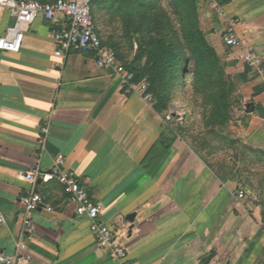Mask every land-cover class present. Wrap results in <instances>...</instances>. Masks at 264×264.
I'll return each instance as SVG.
<instances>
[{
  "label": "crops",
  "instance_id": "obj_1",
  "mask_svg": "<svg viewBox=\"0 0 264 264\" xmlns=\"http://www.w3.org/2000/svg\"><path fill=\"white\" fill-rule=\"evenodd\" d=\"M197 5L208 40L229 54L242 96L237 138L264 150V80L240 60L242 47L223 41L234 25L264 60V0ZM14 23L0 7V38ZM97 27L107 46L109 19ZM55 51L42 17L19 52L0 49V251L12 255L20 247L32 255L29 264H121L99 246L90 220L77 215L58 183L37 185L41 209L28 213L22 205L31 187L23 174L49 170L64 154L66 168L99 203L101 220L119 232L135 264H201L206 257L209 264H264L256 203L238 198L236 184L183 139L170 140L155 101L127 92L123 78L99 66L95 54L73 50L61 59Z\"/></svg>",
  "mask_w": 264,
  "mask_h": 264
},
{
  "label": "built area",
  "instance_id": "obj_2",
  "mask_svg": "<svg viewBox=\"0 0 264 264\" xmlns=\"http://www.w3.org/2000/svg\"><path fill=\"white\" fill-rule=\"evenodd\" d=\"M94 1L0 0V7L11 11L15 18L14 25L9 27L0 38V49L19 52L31 25L38 17H42L50 25L56 44L55 55L57 57L65 59L73 50L95 54L99 66L123 78L127 92H136L148 100H152V96L148 93L149 84L135 81L134 73L124 66L118 58L117 52L103 43L93 14ZM20 23H24L25 26H19ZM223 41L228 47H242L244 52L240 60L256 70L264 80L263 57L249 38L237 32L235 26L231 25L224 31ZM167 119H171V115H168ZM23 178L31 185L21 197V203L28 213L45 206L43 196L36 190L37 185L39 183H58L64 192L76 202L77 215L90 220V229L99 246L110 250L113 258L121 264H135L130 258L119 232L101 220L102 209L99 203L93 199L87 187L80 182L76 174L66 168L64 154H59L55 158L53 166L49 170L32 169L23 174ZM237 196L242 200L248 199V194L243 188L238 190ZM257 199L256 196L251 197L253 201H257ZM46 210L51 212L53 207L47 206ZM3 222L4 220L0 216V224ZM33 224L31 217L25 218L26 231L31 232ZM32 259V255L22 252L20 247L12 255L0 251V263L2 264H29Z\"/></svg>",
  "mask_w": 264,
  "mask_h": 264
},
{
  "label": "rangeland",
  "instance_id": "obj_3",
  "mask_svg": "<svg viewBox=\"0 0 264 264\" xmlns=\"http://www.w3.org/2000/svg\"><path fill=\"white\" fill-rule=\"evenodd\" d=\"M99 1L94 12L97 25L105 23L109 19L113 28L112 31L103 34L107 38V46L117 43L124 62L135 66H143L148 62V59H151L152 46H150V42L157 35V32H153L156 28L153 21L159 23L157 28L160 27L161 30L166 26L167 30L165 29L164 32L167 33L170 29L169 14L171 15L174 12L176 17L178 15L177 11L169 6L171 0H118L123 3L124 8L131 6L134 10L132 14H127L125 10L120 11L118 14H110L109 11L100 10ZM142 2L156 3V9L151 10L152 21L148 17L149 13L145 14L148 9L143 7ZM175 4L179 6L178 1ZM178 9L180 10V7ZM189 22H192V20L190 19ZM188 24L192 25L191 23ZM199 27L204 32L208 43L216 50L225 79L231 85L233 84V89L229 90L230 119L224 127L215 125V128H213L215 131L213 132L211 126H205L204 115L208 112L217 90L214 84H210L205 88L206 91H201V96L194 91L189 94L182 86L171 90L168 86L169 81H166L167 86L158 89V91L161 92L164 106L166 105L161 112L165 114L166 119L168 115H171V119H167L169 122V139H183L201 157L220 170L222 175L227 176L226 179L233 181L237 190L245 189L248 194L246 200L250 201L252 196H256L258 199L254 203L258 206L259 219L264 229V150L237 138L238 120L245 112L239 88L232 80V70L228 63L229 54L226 51H218L212 45L201 25L200 18ZM142 46L146 48L145 52ZM153 61L151 59L149 62V69L150 71L153 69V72L149 71L141 82L149 84L148 93L152 96V101L157 103V91H151L150 78L152 74L153 76L157 74V71H155L156 64ZM203 94H206L207 97H204ZM236 140L240 144L232 143Z\"/></svg>",
  "mask_w": 264,
  "mask_h": 264
},
{
  "label": "trees",
  "instance_id": "obj_4",
  "mask_svg": "<svg viewBox=\"0 0 264 264\" xmlns=\"http://www.w3.org/2000/svg\"><path fill=\"white\" fill-rule=\"evenodd\" d=\"M177 1L179 6L175 4ZM97 2L98 0H95L93 3V14L95 8H97L95 7ZM99 4L101 9L100 7L98 8L100 10L106 11L108 9L110 14H118L123 10H125L127 14H132L134 12L131 6L124 8L122 6L123 3L118 0H100ZM142 4H144L143 7L148 9L145 14L149 13L148 17L152 21L151 10L156 9V3L142 2ZM169 4L171 9L174 8L177 11L178 15L176 17L174 12H172L171 15L169 14L170 29L167 33L164 32L167 28L166 26L161 30L162 28H157L159 23L153 21V24H156V28L152 30L153 32H157V35L152 42H150V46H152L150 58L154 60L153 63L156 64L155 71H157V74L154 76L152 74L150 78L151 91H157V103H155V105L159 111H162L166 106H164L162 102L163 98L161 92L158 91V89L167 86L165 84L166 81H169L168 86L171 90L182 86L189 92V94L194 91L201 96V91H206L204 90L205 88L210 84H214L217 89L215 92L216 94L210 103L211 105L210 108H208V112L204 115L206 122L205 126H211L213 132L215 131L213 130L215 125L224 127L230 119L229 110L231 102L229 100V90L233 89V84L231 85L225 79L224 71L222 70L217 52L213 46L208 43L204 32L199 27L197 0H171ZM178 7H180V10ZM190 19L192 22H189ZM188 23H191L192 25ZM103 43L105 44L104 40ZM111 45L112 46L110 47L117 52V56L124 66L134 73L135 81L141 82L150 71L149 62L151 59H148V62L143 66H135L134 64L126 63L119 50V45L117 43ZM142 49L144 52L146 51V48L143 46ZM150 72H153V69ZM203 96L207 97L206 94H203ZM232 143L240 144L237 140L232 141ZM204 160L223 180H227V176L222 175L220 170L216 169L206 159ZM210 259L211 257L204 258L201 264H209Z\"/></svg>",
  "mask_w": 264,
  "mask_h": 264
},
{
  "label": "bare ground",
  "instance_id": "obj_5",
  "mask_svg": "<svg viewBox=\"0 0 264 264\" xmlns=\"http://www.w3.org/2000/svg\"><path fill=\"white\" fill-rule=\"evenodd\" d=\"M19 26H25V24L24 23H20V25Z\"/></svg>",
  "mask_w": 264,
  "mask_h": 264
},
{
  "label": "water",
  "instance_id": "obj_6",
  "mask_svg": "<svg viewBox=\"0 0 264 264\" xmlns=\"http://www.w3.org/2000/svg\"><path fill=\"white\" fill-rule=\"evenodd\" d=\"M133 217V216H132Z\"/></svg>",
  "mask_w": 264,
  "mask_h": 264
}]
</instances>
